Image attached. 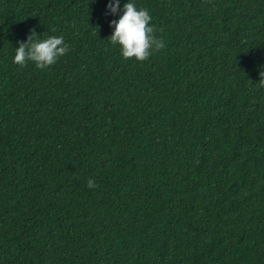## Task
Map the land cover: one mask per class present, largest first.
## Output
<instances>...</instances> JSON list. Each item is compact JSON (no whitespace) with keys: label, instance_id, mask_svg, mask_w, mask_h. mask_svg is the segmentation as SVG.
<instances>
[{"label":"trees","instance_id":"obj_1","mask_svg":"<svg viewBox=\"0 0 264 264\" xmlns=\"http://www.w3.org/2000/svg\"><path fill=\"white\" fill-rule=\"evenodd\" d=\"M129 2L143 62L109 0H0V264H264V0Z\"/></svg>","mask_w":264,"mask_h":264},{"label":"clouds","instance_id":"obj_2","mask_svg":"<svg viewBox=\"0 0 264 264\" xmlns=\"http://www.w3.org/2000/svg\"><path fill=\"white\" fill-rule=\"evenodd\" d=\"M107 7L113 15L122 11L118 20L111 21L110 26L114 31L109 37L113 45H119L125 60L134 58L138 62H143L149 59L153 51H159L164 47L163 41L154 35L152 17L147 9L138 8L129 0L123 5L122 10L119 0H109ZM36 37L39 35L31 31L26 41L19 42V47L15 48L14 64L24 67L31 61L36 68L44 70L54 65L69 50L63 36L52 35L43 40L34 39ZM262 76L264 73H261ZM261 83H264V80H261ZM87 186L96 187L92 179H89Z\"/></svg>","mask_w":264,"mask_h":264}]
</instances>
